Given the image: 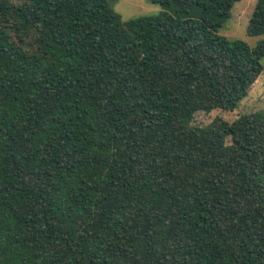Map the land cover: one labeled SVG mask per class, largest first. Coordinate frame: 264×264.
<instances>
[{"label":"trees","instance_id":"trees-1","mask_svg":"<svg viewBox=\"0 0 264 264\" xmlns=\"http://www.w3.org/2000/svg\"><path fill=\"white\" fill-rule=\"evenodd\" d=\"M0 0V264H264V0Z\"/></svg>","mask_w":264,"mask_h":264},{"label":"rangeland","instance_id":"rangeland-1","mask_svg":"<svg viewBox=\"0 0 264 264\" xmlns=\"http://www.w3.org/2000/svg\"><path fill=\"white\" fill-rule=\"evenodd\" d=\"M121 20L125 21L142 15H154L162 10L159 4L152 3L150 0H108ZM256 0H238L230 12V17L222 24L219 33L231 40H241L249 46H254L262 36H252L246 33L251 13L254 9ZM264 110V72H262L253 84L249 87L247 95L239 102L238 106L232 111L213 109L208 112L197 111L194 113L191 123L193 125L207 128L215 120L220 119L227 123L232 122L240 114L252 113Z\"/></svg>","mask_w":264,"mask_h":264}]
</instances>
